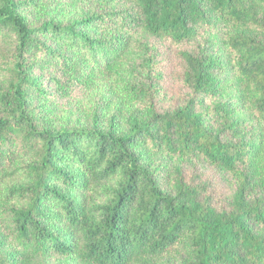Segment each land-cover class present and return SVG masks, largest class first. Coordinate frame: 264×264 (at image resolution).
Here are the masks:
<instances>
[{"label": "trees", "instance_id": "trees-1", "mask_svg": "<svg viewBox=\"0 0 264 264\" xmlns=\"http://www.w3.org/2000/svg\"><path fill=\"white\" fill-rule=\"evenodd\" d=\"M114 7L33 26L16 0H0V264L26 259L14 241L79 264H264V0ZM148 36L199 40L181 53L185 103L161 111L143 89L147 111L123 134L56 122L40 71L59 66L50 78L68 98L124 76ZM195 155L233 176L231 210L161 163Z\"/></svg>", "mask_w": 264, "mask_h": 264}, {"label": "rangeland", "instance_id": "rangeland-1", "mask_svg": "<svg viewBox=\"0 0 264 264\" xmlns=\"http://www.w3.org/2000/svg\"><path fill=\"white\" fill-rule=\"evenodd\" d=\"M21 12L29 18L33 26L53 20L67 25L93 13L116 9L115 2L106 0H16ZM149 44V53L138 50L139 62L124 76L104 79L92 87L78 86L68 97H62L55 89L50 74H55L59 66L53 64L40 71L46 78L45 86L55 107L56 122L64 126L92 129L95 122L104 131L114 127L123 134L130 127L134 116H144L148 103L140 96H147L143 89L152 91L151 100L161 111H172L185 103L191 96L186 82V65L182 52H193L199 40L176 43L170 39L148 36L143 40ZM146 54V55H145ZM146 60V61H145ZM141 91V93H140ZM149 95L147 96L148 99ZM212 106L206 99L198 107L204 111ZM162 166L172 173L176 168L184 181L192 187H199L201 198L208 200L217 210H231L235 193L233 176L195 155L186 159H163ZM9 229L0 221V238L7 237ZM12 247L24 253L23 261L17 264H79L78 257L66 259L61 255L39 257L30 248H23L14 241Z\"/></svg>", "mask_w": 264, "mask_h": 264}]
</instances>
